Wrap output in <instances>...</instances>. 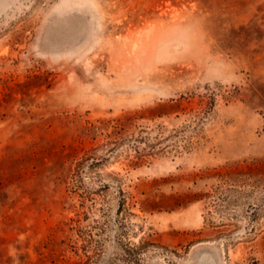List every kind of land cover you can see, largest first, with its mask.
<instances>
[{
	"label": "rangeland",
	"instance_id": "obj_1",
	"mask_svg": "<svg viewBox=\"0 0 264 264\" xmlns=\"http://www.w3.org/2000/svg\"><path fill=\"white\" fill-rule=\"evenodd\" d=\"M124 116L195 145L95 150ZM91 227L92 264H264V0H0V264L86 261Z\"/></svg>",
	"mask_w": 264,
	"mask_h": 264
},
{
	"label": "trees",
	"instance_id": "obj_2",
	"mask_svg": "<svg viewBox=\"0 0 264 264\" xmlns=\"http://www.w3.org/2000/svg\"><path fill=\"white\" fill-rule=\"evenodd\" d=\"M173 104H163L160 107L165 108L167 106H172ZM211 109V107H209ZM159 109V107H155L153 110L152 118L155 119L157 117H163L165 113L160 112L157 114L155 110ZM210 110H204L199 114H194L192 117V121H195V125H199V122L202 121L207 114H209ZM205 115V116H204ZM195 118V120H194ZM134 120L130 116H124L118 119L113 120V132L109 135V140L103 145H100L95 148L102 149L105 148L109 153H113L115 148L114 146L120 145L122 142H126L129 140H134V148L136 150L134 163L142 164L160 153H166L170 149L174 148L176 151L186 150L190 151L194 145L195 140L193 137L196 134H189L188 137H183L184 140L181 143V140L178 139V130H173L169 134H167V127L164 124H157L156 127H147L144 125H140L138 129H134ZM196 130L197 127H196ZM198 132V131H197ZM101 162V158H97L94 155L89 156V168L97 167ZM72 220V219H71ZM94 230L89 228V256L88 260L83 261L80 258L77 261H74L70 264H92L96 260H100L103 256L101 251V241L97 240L95 237ZM144 245L137 246L133 248L132 246H128L125 250L127 258L124 260V264H145L142 258L143 256ZM134 258V259H133ZM108 264H117L116 259H112Z\"/></svg>",
	"mask_w": 264,
	"mask_h": 264
}]
</instances>
